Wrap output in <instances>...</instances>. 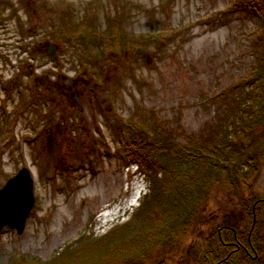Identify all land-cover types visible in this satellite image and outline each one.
I'll return each instance as SVG.
<instances>
[{
  "label": "rangeland",
  "instance_id": "374dc122",
  "mask_svg": "<svg viewBox=\"0 0 264 264\" xmlns=\"http://www.w3.org/2000/svg\"><path fill=\"white\" fill-rule=\"evenodd\" d=\"M252 1L0 0V187L27 166L34 194L23 230L0 229V264L17 256L48 259L78 238L95 244L90 237L112 228L99 227V211L125 202L119 224L148 190L126 152L149 143L157 165L186 167L189 161L178 153L222 117L224 105L215 96L226 87L235 84L233 97L250 100L249 110L262 105L264 70L250 85L241 82L264 54V13ZM118 27L130 37L143 35L141 44L116 47L110 37ZM50 42L54 56L46 51ZM232 140L245 144V134ZM237 168L240 186L250 187L262 206L264 157L257 169L245 163ZM137 181L145 186L130 206ZM238 210L244 211L225 179L184 233L147 259L125 264H192L203 246L200 232ZM252 211V219L242 212L236 226L250 229ZM202 258L203 264L216 259ZM93 262L90 257L87 264Z\"/></svg>",
  "mask_w": 264,
  "mask_h": 264
},
{
  "label": "trees",
  "instance_id": "16d2710c",
  "mask_svg": "<svg viewBox=\"0 0 264 264\" xmlns=\"http://www.w3.org/2000/svg\"><path fill=\"white\" fill-rule=\"evenodd\" d=\"M259 2L255 0V3L252 1L249 4L262 16L264 11ZM76 30L85 36L93 32L89 29L83 32L80 29ZM121 31V27H118L112 33H115L116 38L110 37V41H114L116 47L125 46L129 49L141 44L139 39L143 35L130 37ZM263 70L264 54H260L258 65L246 73L241 82L248 83L250 78L263 73ZM241 82L237 85H241ZM234 85L226 87L215 96V101L221 106L224 105L222 117L218 122L208 129L204 138H191L188 149L178 153L181 160L189 161L186 167L176 164L162 167L157 165L156 160L149 154V143L133 144L134 147L126 152L127 156L137 161L145 172L149 181V191L125 221L113 225L99 236L90 237L91 242L95 243L90 247L86 241L78 238L75 246L65 245L60 252L48 259L17 256L13 257L10 264H67L69 261H75L79 255L87 257L80 264H87L90 257L96 259L93 264L103 262L125 264L126 261L147 259L160 244L173 241L186 231L212 189L225 179L233 188L247 218L252 219V208L255 209V224L251 233L252 236L254 234L260 236L262 232L255 229L260 225L264 227V221L263 223L259 221V214L264 217V204L257 205L262 199L258 198L249 186L247 191L240 186L238 181L243 175L237 164L245 163L257 169V165L262 162L264 129L258 135H255V132L264 127V100L257 110L251 111L248 109L250 100L240 96L233 97ZM216 97L220 100H216ZM228 116L231 118L230 121L226 120ZM238 132L245 134V144L232 140ZM254 242L258 243L256 239ZM91 247L96 250L97 255L99 253L98 257ZM87 252L91 254L93 252V255H87Z\"/></svg>",
  "mask_w": 264,
  "mask_h": 264
},
{
  "label": "flooded vegetation",
  "instance_id": "af4514ba",
  "mask_svg": "<svg viewBox=\"0 0 264 264\" xmlns=\"http://www.w3.org/2000/svg\"><path fill=\"white\" fill-rule=\"evenodd\" d=\"M239 203V201H238ZM240 206V204H239ZM241 207V206H240ZM244 211H234V217L224 216L216 227L210 228L205 232H200L202 238L199 239L200 245L203 246L196 253L198 259L192 264H203V255L209 256L213 260V264H262L260 260L264 257V230L256 228L262 232L260 236L254 234L252 236L251 229L236 226L243 218ZM245 221V215L244 220ZM260 239L256 244L254 240ZM201 260H200V258Z\"/></svg>",
  "mask_w": 264,
  "mask_h": 264
},
{
  "label": "water",
  "instance_id": "95a60500",
  "mask_svg": "<svg viewBox=\"0 0 264 264\" xmlns=\"http://www.w3.org/2000/svg\"><path fill=\"white\" fill-rule=\"evenodd\" d=\"M47 52L55 55L52 43ZM33 201V178L29 168L22 166L0 187V229L9 225L21 232Z\"/></svg>",
  "mask_w": 264,
  "mask_h": 264
}]
</instances>
